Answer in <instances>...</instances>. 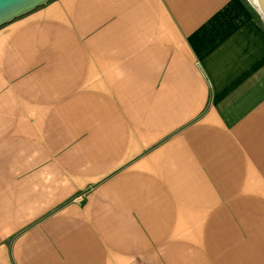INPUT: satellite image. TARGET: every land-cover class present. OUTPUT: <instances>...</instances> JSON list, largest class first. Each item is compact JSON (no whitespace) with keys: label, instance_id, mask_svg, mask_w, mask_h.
I'll list each match as a JSON object with an SVG mask.
<instances>
[{"label":"crops","instance_id":"0c3cea01","mask_svg":"<svg viewBox=\"0 0 264 264\" xmlns=\"http://www.w3.org/2000/svg\"><path fill=\"white\" fill-rule=\"evenodd\" d=\"M251 9L50 0L0 27V264H264Z\"/></svg>","mask_w":264,"mask_h":264},{"label":"water","instance_id":"95a60500","mask_svg":"<svg viewBox=\"0 0 264 264\" xmlns=\"http://www.w3.org/2000/svg\"><path fill=\"white\" fill-rule=\"evenodd\" d=\"M50 0H0V27L22 17ZM252 9L256 10L254 4ZM264 23V13L256 12Z\"/></svg>","mask_w":264,"mask_h":264},{"label":"bare ground","instance_id":"6f19581e","mask_svg":"<svg viewBox=\"0 0 264 264\" xmlns=\"http://www.w3.org/2000/svg\"><path fill=\"white\" fill-rule=\"evenodd\" d=\"M250 1L256 7V10H257L256 12L262 11L264 13V0H250ZM251 3H250V5H251Z\"/></svg>","mask_w":264,"mask_h":264},{"label":"rangeland","instance_id":"374dc122","mask_svg":"<svg viewBox=\"0 0 264 264\" xmlns=\"http://www.w3.org/2000/svg\"><path fill=\"white\" fill-rule=\"evenodd\" d=\"M241 1L244 3V5L246 6L247 9H249V10L251 9L250 6H249L250 3L248 4V2H247L248 0H241ZM251 10H252V9H251ZM255 12H256V11H255ZM257 18L259 19L258 16H257Z\"/></svg>","mask_w":264,"mask_h":264}]
</instances>
